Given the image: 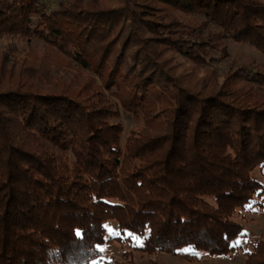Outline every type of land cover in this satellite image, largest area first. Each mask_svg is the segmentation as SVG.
<instances>
[{
    "label": "trees",
    "instance_id": "16d2710c",
    "mask_svg": "<svg viewBox=\"0 0 264 264\" xmlns=\"http://www.w3.org/2000/svg\"><path fill=\"white\" fill-rule=\"evenodd\" d=\"M0 37L44 44L0 52V264H137L102 260L109 221L146 255L244 249L264 68L219 82L217 66L226 40L264 55V0H0ZM170 51L202 74L176 73ZM59 57L100 83L66 84ZM121 111L141 120L125 136ZM243 254L264 264V236Z\"/></svg>",
    "mask_w": 264,
    "mask_h": 264
},
{
    "label": "rangeland",
    "instance_id": "374dc122",
    "mask_svg": "<svg viewBox=\"0 0 264 264\" xmlns=\"http://www.w3.org/2000/svg\"><path fill=\"white\" fill-rule=\"evenodd\" d=\"M67 0H42L47 6L49 11H52L58 7L60 3H64ZM36 49L35 51H41L44 47L43 42L33 39L30 42L24 39H18L14 37H0V52L7 51L8 48L13 49V60L20 61L23 58H30L29 48ZM10 52V51H9ZM225 56L217 66V71L221 74L219 82L223 79V74L228 70L229 66H245L248 68L262 67L264 68V55L260 53L254 47L245 43H236L231 40H226L225 43ZM11 53V52H10ZM165 58L170 60V63L175 68L176 73L181 74L183 72L191 73L196 71L197 74H202V71L195 70L192 63L184 56L175 53L173 51L165 54ZM59 64L63 65V70L60 69L57 74L63 76L66 84L83 87L86 83H100L97 75L90 71L79 68L75 63H71L65 60L64 57L57 59ZM123 127V135L125 136L128 131L134 130L140 127L141 120L131 117L130 115L120 112V117L116 119ZM254 178L264 182V176L261 171L256 170L253 174ZM263 206L253 207L246 213V219L243 221L245 226V235L238 238V244L244 249L250 250L251 247L259 240L261 236H264V198ZM108 241L102 246V260H120L124 252H130L131 257L137 264H146L147 260L156 264H244L245 256L243 250L229 254L227 256H211L203 252H196L180 250L176 255H170L166 253H156L153 255H146L133 250L132 244H137L138 240L128 241L124 238H119L118 229L116 223L109 221L106 224ZM92 264H101V260L94 261Z\"/></svg>",
    "mask_w": 264,
    "mask_h": 264
},
{
    "label": "snow or ice",
    "instance_id": "6c2138e0",
    "mask_svg": "<svg viewBox=\"0 0 264 264\" xmlns=\"http://www.w3.org/2000/svg\"><path fill=\"white\" fill-rule=\"evenodd\" d=\"M77 235H79V233H77ZM139 243V240H138ZM236 243H239V241L237 240ZM184 251H191V249H184Z\"/></svg>",
    "mask_w": 264,
    "mask_h": 264
}]
</instances>
